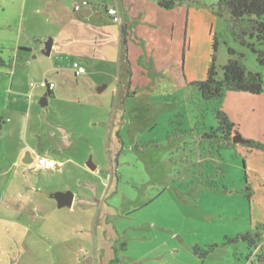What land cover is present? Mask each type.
<instances>
[{"label": "rangeland", "instance_id": "1", "mask_svg": "<svg viewBox=\"0 0 264 264\" xmlns=\"http://www.w3.org/2000/svg\"><path fill=\"white\" fill-rule=\"evenodd\" d=\"M82 1L0 0V264H97L89 259L96 252L79 250L94 235L105 245L102 264H255L264 252V91L207 100L194 83L206 79L214 56L219 76L233 57L264 79V44L219 0L173 8L125 0L135 20L125 40L107 12L116 0L76 11ZM128 71L135 95L125 89ZM45 79L56 86L42 106L47 89L31 84ZM218 111L260 146L225 140ZM25 151L63 166H25ZM60 190L77 191L79 206H103L101 229L92 219L54 226L42 206H58ZM9 205L19 206L16 218L4 212ZM32 206L39 208L30 214ZM246 233L258 234L259 249Z\"/></svg>", "mask_w": 264, "mask_h": 264}, {"label": "trees", "instance_id": "2", "mask_svg": "<svg viewBox=\"0 0 264 264\" xmlns=\"http://www.w3.org/2000/svg\"><path fill=\"white\" fill-rule=\"evenodd\" d=\"M161 7L173 8L177 5L187 4L188 0H156ZM219 4L222 8H226L230 11L235 21H241L247 19L251 27V35L256 36L257 40L264 44V0H219ZM126 34L123 29V34ZM123 35V38L125 40ZM26 48V46L19 47ZM216 43L214 48L216 50ZM255 51V48L253 47ZM232 55L236 54L235 50L230 49ZM215 56L213 57V63L209 67L206 79L195 82L194 84L199 90L200 95L204 99H212L222 97L226 90H240L246 91L252 94H260L264 91V79L260 72H254L248 70L246 65L240 58L231 57L228 62L223 66V75L219 76L217 67L215 65ZM260 62L264 63V58H260ZM3 64L0 59V65ZM49 95L52 94L48 90ZM218 127L216 130H220L226 133V138L231 139L233 133H237L235 130V124L232 123L227 115L222 112H217ZM214 130V132L216 131ZM213 132V134H214ZM250 146L259 147L256 142H250ZM242 238L249 243L251 247L258 248L259 237L258 234L246 233L242 235ZM196 252H200L198 247L194 248ZM209 251L201 252L202 256H206ZM251 256V255H250ZM252 257V256H251ZM255 264H264V252L258 254L254 260Z\"/></svg>", "mask_w": 264, "mask_h": 264}, {"label": "crops", "instance_id": "3", "mask_svg": "<svg viewBox=\"0 0 264 264\" xmlns=\"http://www.w3.org/2000/svg\"><path fill=\"white\" fill-rule=\"evenodd\" d=\"M116 3L117 4L113 5L112 7H117L119 9V11H120V16H121V20H122V22L119 23V25L121 27L120 37L123 38V35L127 37V35H128L127 34V31L129 30L128 29V25L129 24H133L135 22V20H134V18H132L129 9L126 7L125 0H116ZM183 5H185V4H183ZM134 8H135V10L137 8L136 13L139 12V15H141V17H142V13H144V12H142L140 10V6L136 5ZM79 10H76V11H79ZM181 16L182 17L179 19V21H181V24H182V23H184V18H185L184 12L181 14ZM110 17H111V15H110ZM190 20H191V14H190ZM190 20H189V23H190ZM123 29H125L126 34L125 33L123 34ZM196 45H197V42L195 43L194 38L193 37H190L189 46H188L190 52H192L194 50L196 52ZM55 48L56 47H55V42H54V45H53V48H52V52L54 51ZM155 57H156L155 55L153 57H149V61L152 64L153 68H156V66H157L156 65V58ZM126 58H127L126 59L127 63L131 64V62L133 61L132 57L129 55V56H126ZM139 59L142 61L143 60V56L142 57L140 56L139 58L135 59V62H136V60L139 61ZM75 62H77V61H75ZM80 65H82V64H80ZM82 66H84V65H82ZM86 72H87V69H86ZM80 75H82V74H80ZM13 77H14L13 78L14 80H13V84L12 85L16 84L15 83L16 82L15 81V78H16V74L15 73H14V76ZM155 84L156 83L154 81L151 82L152 87H154ZM126 85H127V88H125V89H126V92H127L128 95H130V93L131 94H134V95L137 93V90L134 89V86H133V77L130 74V72H129V78H128V81H127V84ZM139 88L140 87H138V89ZM53 90H50L51 93H52ZM132 90H134V92ZM10 112H14V110L13 109H10ZM6 122H7V120H6ZM2 129H3L2 128V124H0V131ZM234 135H235V133L232 134L231 139H228V140H230L229 142L233 141V136ZM225 140H227V139H225ZM28 155L33 156L32 153L31 152H28V151H25L23 153V155L21 156L22 162L24 163L25 166H30V165H32L34 163V162H32V163H26L24 161L25 158ZM40 156L49 157L46 154H40ZM49 158H52V157H49ZM36 166L38 168H41L42 169V167H40L38 165H36ZM43 169H46V168H43ZM6 193L7 192H5V194ZM17 194L19 195V191L17 192ZM4 197H5V195H4ZM80 200H81L80 194L77 191H75V193H74V199H73V204L71 206H68L69 207L68 208L69 210H67V212H58L60 210H57V209H59L58 207H60V206H42V210H45L46 212H53V215L51 216V220L53 222V225L54 226H58L59 229H61V227H63V226H66L67 227L71 221H72L71 226L80 227L81 226V223L83 221L90 220V219H92L94 221V223H99L98 227L101 229L100 222H101V219H102V216H103V206H79ZM10 205L9 206H5L4 212L10 213V214L14 215V217L16 218V216H18V214H13V211L14 212L17 211L19 209V206H10ZM38 208H39L38 206H32L31 207V210H30V214L32 213V211L38 210ZM26 210L27 209H25V211ZM61 211H63V210H61ZM107 212H108V210L107 211L105 210V213H107ZM21 215H23V213H21ZM108 216H109V214L107 213L105 215V218L107 219ZM30 222L31 221H29V223ZM60 222L62 223V225H60ZM18 223L20 224V226H23L24 224H27L28 222L27 221H23L21 219H18ZM49 224L51 226H53L51 223H49ZM29 226H32V225L29 224ZM100 241H101V238L99 236H97V235L96 236L94 235L93 237H89L88 238V241L86 240V242L91 243V245H92L91 247L88 248V250H87V247L84 244H82V245L79 246V250L85 251V252L86 251H89V254L96 252L97 257L92 255V256H90L89 259H90L91 262H94V260H95V262H97V264H102L103 263V260L101 259L102 258V254L101 253H102L103 250H105V245L100 244ZM258 246H259L258 247V249H259L261 245L259 244ZM109 259H111V258H109Z\"/></svg>", "mask_w": 264, "mask_h": 264}, {"label": "built area", "instance_id": "4", "mask_svg": "<svg viewBox=\"0 0 264 264\" xmlns=\"http://www.w3.org/2000/svg\"><path fill=\"white\" fill-rule=\"evenodd\" d=\"M83 4H91V3L89 0H83L82 4L81 3L76 4L75 9L79 10ZM107 12L109 15H111V18L114 22H117V23L122 22L120 11L117 7H109L107 9ZM74 67H75L77 75L84 74L86 72V68L80 65L78 62H74ZM36 85H40L46 88L47 90H53L56 86L55 82L48 81L47 79L42 80L38 84L34 82H32L31 84L32 87H35ZM34 163L42 168L51 169V170H59L63 166L62 162H59L53 158H49L46 156H40V155L34 158Z\"/></svg>", "mask_w": 264, "mask_h": 264}, {"label": "water", "instance_id": "5", "mask_svg": "<svg viewBox=\"0 0 264 264\" xmlns=\"http://www.w3.org/2000/svg\"><path fill=\"white\" fill-rule=\"evenodd\" d=\"M54 45V40L53 38H50L45 45L44 48V52L46 54H51L52 52V48ZM48 96L49 93L48 91L44 94V96L41 99V104L42 106H46L48 104ZM233 141L235 142H244V143H250L251 140L244 138L243 136H241L240 134H235L233 136ZM26 163H32L34 162V157L31 155H28L25 160ZM87 165L92 168L95 169L97 166L94 164L93 160L90 159L87 162ZM53 196L55 197V199L57 200L58 206L63 207V206H71L73 204V199H74V193L71 190H66V191H57L53 194Z\"/></svg>", "mask_w": 264, "mask_h": 264}, {"label": "flooded vegetation", "instance_id": "6", "mask_svg": "<svg viewBox=\"0 0 264 264\" xmlns=\"http://www.w3.org/2000/svg\"><path fill=\"white\" fill-rule=\"evenodd\" d=\"M222 133V137H225L226 138V133L225 132H221ZM236 134V133H235ZM232 137V135H231ZM227 139V138H226Z\"/></svg>", "mask_w": 264, "mask_h": 264}]
</instances>
